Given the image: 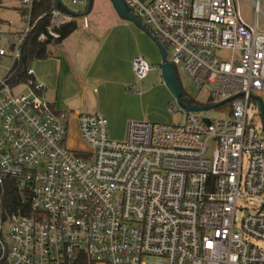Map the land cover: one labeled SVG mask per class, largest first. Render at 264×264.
I'll use <instances>...</instances> for the list:
<instances>
[{
  "label": "built area",
  "instance_id": "built-area-1",
  "mask_svg": "<svg viewBox=\"0 0 264 264\" xmlns=\"http://www.w3.org/2000/svg\"><path fill=\"white\" fill-rule=\"evenodd\" d=\"M126 1L197 88L211 86L219 101L237 95L230 111L186 112L174 124L131 121L124 140L110 137L104 114L83 112L76 123L86 147L75 153L70 115L44 95L34 69L11 83L34 27V0H19L23 28L5 44L0 30V67L12 60L0 78V264H264L256 243L264 242V126L248 113L254 100L263 124L259 0L253 24L237 0ZM51 13L58 25L73 19L58 7ZM132 65L137 80L151 70L141 54ZM23 84L29 92L14 93ZM13 180L22 198L8 212ZM250 198L260 205L239 216Z\"/></svg>",
  "mask_w": 264,
  "mask_h": 264
},
{
  "label": "crops",
  "instance_id": "crops-1",
  "mask_svg": "<svg viewBox=\"0 0 264 264\" xmlns=\"http://www.w3.org/2000/svg\"><path fill=\"white\" fill-rule=\"evenodd\" d=\"M83 5L82 15L73 17L77 29L61 43L50 45V56L35 60L31 67L57 110L72 115L77 109L75 118L83 112H101L111 132L116 118L109 108V91H127L136 82L132 60L138 54L160 68L161 50L146 26L120 16L111 0H93L88 13V3ZM21 10L17 8L20 27L9 25V34L23 28Z\"/></svg>",
  "mask_w": 264,
  "mask_h": 264
},
{
  "label": "rangeland",
  "instance_id": "rangeland-1",
  "mask_svg": "<svg viewBox=\"0 0 264 264\" xmlns=\"http://www.w3.org/2000/svg\"><path fill=\"white\" fill-rule=\"evenodd\" d=\"M63 4L73 12H79L84 9V5H74L70 0H62ZM240 12L244 19L249 23L255 22V6L252 0H237ZM260 7L264 10V0H259ZM21 8L19 0H0V30L4 34V43H7V37L9 33V21L15 22L16 27H20L17 8ZM128 20V19H127ZM129 22H132L129 20ZM61 23V22H60ZM52 25H58L52 22ZM258 25L260 28H264V14H259ZM160 51V50H159ZM167 57H170L171 50L167 49ZM217 55L220 57L228 56L226 50H218ZM149 62L151 70L148 75L137 80L135 75L134 84H130L127 91L119 90L115 88L109 91V108L115 112V123L113 122V129L109 130L111 138L116 140H124L127 135L128 125L131 121H149L152 123L162 124H174L182 123L185 119V113L180 109L168 88L164 85L161 76V70L149 57L144 56ZM12 60L5 58L3 60V67H9ZM34 61L31 63L32 66ZM0 67V78L2 77L5 69ZM178 73L180 81L183 87L184 94L190 96V98L200 105H209L220 102L217 99H213L211 96V86L205 85L202 88H197L188 73L184 69L183 65H178ZM133 86H136L138 91L133 90ZM28 88L23 84L17 86L14 89V93H28ZM140 92V94L138 93ZM264 99V93L259 94ZM227 108L215 107L201 112L209 117L222 118L228 114ZM77 111L74 110V112ZM259 109L252 100L248 113L250 118H255L258 128L263 130L262 120L259 115ZM74 112L70 114L68 132H67V144L76 153L77 150L85 148V144L80 138L76 118ZM116 129V130H114ZM119 137V138H117ZM260 201L258 199L250 198L247 201L241 200L240 206L244 207L238 215L243 216L247 212H253L254 207L259 206ZM9 227V226H7ZM260 246H264V242H256Z\"/></svg>",
  "mask_w": 264,
  "mask_h": 264
},
{
  "label": "trees",
  "instance_id": "trees-1",
  "mask_svg": "<svg viewBox=\"0 0 264 264\" xmlns=\"http://www.w3.org/2000/svg\"><path fill=\"white\" fill-rule=\"evenodd\" d=\"M55 7L56 0H34L31 12V22L34 23V27L23 43L21 59L14 65L13 77L15 78L12 79V84L21 82L26 78L25 69L30 66L33 61L46 59L50 56V45L61 43L77 29L78 24L74 18L58 26L52 25L51 12ZM58 8L72 17L82 15V11L73 12L66 6H58ZM42 35L45 36L44 39L40 38ZM193 103L198 104V102L194 100ZM231 104L232 100H229L219 104L217 107L224 106V109L227 108V110L230 111ZM5 195V203L7 204L5 205V209L8 212L18 209L22 195L17 188L15 180L6 183Z\"/></svg>",
  "mask_w": 264,
  "mask_h": 264
},
{
  "label": "water",
  "instance_id": "water-1",
  "mask_svg": "<svg viewBox=\"0 0 264 264\" xmlns=\"http://www.w3.org/2000/svg\"><path fill=\"white\" fill-rule=\"evenodd\" d=\"M113 5L115 6L116 10L125 19L134 21L135 23L142 25L141 20L131 11V8L126 0H111ZM93 0H89L88 2V9L86 13L89 12L91 9ZM58 6H65L62 2V0H56V7ZM153 38V37H152ZM160 46L161 50V63H160V70H161V76L164 84L170 91V93L173 95L175 102L177 106L182 109L185 112H203L208 109H213L217 107L219 104L229 101L233 98H235L237 95L231 96L225 100H222L220 102H217L215 104H209V105H199L194 104L193 100L190 98V96L184 95L183 87L180 81L178 68L177 66L170 62L167 57V53L165 48L157 42ZM261 102V115L263 119V126H264V105L260 98H258ZM207 121L208 119L205 118Z\"/></svg>",
  "mask_w": 264,
  "mask_h": 264
}]
</instances>
